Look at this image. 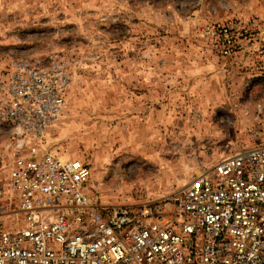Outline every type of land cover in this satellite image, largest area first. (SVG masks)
<instances>
[{"label": "rangeland", "instance_id": "obj_1", "mask_svg": "<svg viewBox=\"0 0 264 264\" xmlns=\"http://www.w3.org/2000/svg\"><path fill=\"white\" fill-rule=\"evenodd\" d=\"M227 23L248 32L223 57L206 32ZM258 33L264 0H0V142L11 75L58 63L71 81L48 149L91 167L99 205L161 199L253 140Z\"/></svg>", "mask_w": 264, "mask_h": 264}, {"label": "built area", "instance_id": "obj_2", "mask_svg": "<svg viewBox=\"0 0 264 264\" xmlns=\"http://www.w3.org/2000/svg\"><path fill=\"white\" fill-rule=\"evenodd\" d=\"M244 27L208 28L211 48L245 50ZM70 81L58 63L24 64L4 89L0 264H264V108L248 146L161 199L109 207L94 201L88 164L46 145Z\"/></svg>", "mask_w": 264, "mask_h": 264}]
</instances>
